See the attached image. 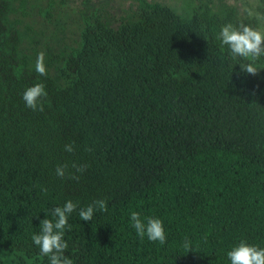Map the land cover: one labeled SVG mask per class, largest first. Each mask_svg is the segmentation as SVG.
I'll return each mask as SVG.
<instances>
[{"label":"trees","instance_id":"trees-1","mask_svg":"<svg viewBox=\"0 0 264 264\" xmlns=\"http://www.w3.org/2000/svg\"><path fill=\"white\" fill-rule=\"evenodd\" d=\"M102 10L0 0V264H50L32 236L68 200L73 264H231L241 240L264 248V70L245 74L217 39L259 19L211 0L179 13L139 0L113 20ZM37 83L43 111L22 99ZM64 164L78 181L56 175ZM95 200L108 210L81 220ZM133 211L163 222L164 245L137 235Z\"/></svg>","mask_w":264,"mask_h":264},{"label":"clouds","instance_id":"clouds-1","mask_svg":"<svg viewBox=\"0 0 264 264\" xmlns=\"http://www.w3.org/2000/svg\"><path fill=\"white\" fill-rule=\"evenodd\" d=\"M248 15L256 16L257 19H264V15L254 13L248 10ZM221 46H226L229 54L233 59L241 58L246 63H240V69L245 74L256 76L260 70H264V65L258 69L256 62L264 57V30L254 29L249 25L241 23L238 27L231 23L223 25L217 36ZM35 71L40 76H46L47 71L44 64V53L41 52L37 56L35 63ZM47 96L45 85L37 83L28 87L22 94L25 106L33 111H43L42 98ZM66 152H74V144H66L64 146ZM90 150V149H89ZM71 167L75 169V173H83L87 169V165H77L74 162ZM69 165H58L56 167V175L61 179L67 178L79 180V176L74 172L68 171ZM77 203L68 200L62 207H55L51 210L52 219L45 218L40 221V233L32 236V241L39 247L40 254L47 257L50 264H73V260L64 255L68 248V243L64 239L65 229L71 230L68 224L69 215L77 209ZM99 210L106 212L107 202L105 200H95L86 208L79 210V217L83 221H90L93 218L94 211ZM146 223L140 218L138 212H131L130 221L137 235L143 239L152 242H159L160 245L166 243V235L163 222L158 218L147 217ZM186 249H190L191 242L185 240ZM227 256L231 264H264V248L256 245H249L241 240L238 246H234L232 250L227 252Z\"/></svg>","mask_w":264,"mask_h":264},{"label":"rangeland","instance_id":"rangeland-1","mask_svg":"<svg viewBox=\"0 0 264 264\" xmlns=\"http://www.w3.org/2000/svg\"><path fill=\"white\" fill-rule=\"evenodd\" d=\"M141 1V0H140ZM147 4H156L160 7L169 9L171 11L179 13L185 8H191L192 6L200 3V0H142ZM219 1L225 2L226 4L234 6L239 14L248 15V10L253 11L254 13H260L264 15V12L261 11L263 9V4L261 0H211V2L217 6ZM42 4V3H41ZM99 4L102 5L103 12H105V16L109 20L117 19L125 14H130L134 12L138 8L139 0H99ZM256 17L255 15H253ZM53 20H58V16L53 14ZM57 23V22H55ZM258 29L264 30V19H259V27ZM44 36L47 39L51 40V35L53 33L52 26L47 24L43 30ZM67 36V32L64 33V38ZM45 37L43 40H45ZM67 42V40H66ZM48 46H51L49 42H47ZM44 48L39 47V51L44 52Z\"/></svg>","mask_w":264,"mask_h":264}]
</instances>
